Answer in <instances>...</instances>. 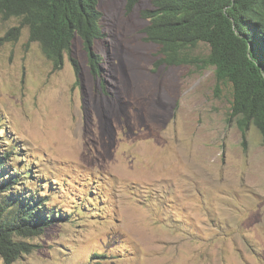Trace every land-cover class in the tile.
I'll return each mask as SVG.
<instances>
[{
    "label": "rangeland",
    "instance_id": "374dc122",
    "mask_svg": "<svg viewBox=\"0 0 264 264\" xmlns=\"http://www.w3.org/2000/svg\"><path fill=\"white\" fill-rule=\"evenodd\" d=\"M152 9L99 0L97 76L81 40L57 68L0 18V179L61 214L13 264H264L263 137L243 138L214 67L160 62Z\"/></svg>",
    "mask_w": 264,
    "mask_h": 264
},
{
    "label": "trees",
    "instance_id": "16d2710c",
    "mask_svg": "<svg viewBox=\"0 0 264 264\" xmlns=\"http://www.w3.org/2000/svg\"><path fill=\"white\" fill-rule=\"evenodd\" d=\"M139 1L128 0V8ZM98 4V0H0V18L19 22L2 41L15 40L27 27L31 41L58 68L80 38L91 72L97 76L102 58L94 47L104 37ZM153 6L143 14L149 21L145 33L148 41L160 47V62L214 67L216 86L232 87L230 115L237 119L243 138L253 125L264 140V0H153ZM201 43L210 47L209 54L192 58L190 52ZM71 62L79 76L78 62L72 57ZM9 158L0 157V177ZM17 182L16 175L0 179V257L4 264H13L31 252L21 238L42 235L61 217L47 213L46 201L37 193L14 195L11 191Z\"/></svg>",
    "mask_w": 264,
    "mask_h": 264
},
{
    "label": "clouds",
    "instance_id": "9594fccd",
    "mask_svg": "<svg viewBox=\"0 0 264 264\" xmlns=\"http://www.w3.org/2000/svg\"><path fill=\"white\" fill-rule=\"evenodd\" d=\"M98 3H99V0H98ZM138 3H139V2H138ZM138 3H137V4H138ZM127 4H128V0H127ZM152 5H153V0H152ZM98 9H99V4H98ZM153 9H154V6H153ZM153 9H152V10H153ZM99 11H100V10H99ZM100 13H101V12H100ZM101 15H102V14H101ZM146 20H148V19H146ZM101 22H102V18H101ZM148 23H149V21H148ZM148 25H149V24H148ZM102 30H103V28H102ZM145 34H146V33H145ZM77 39L81 40L80 38H77ZM97 41H98V40H97ZM97 41H96V42H97ZM81 42H82V40H81ZM96 42H95V44H96ZM82 44H83V43H82ZM94 48H95V47H94ZM95 51H96V50H95Z\"/></svg>",
    "mask_w": 264,
    "mask_h": 264
}]
</instances>
